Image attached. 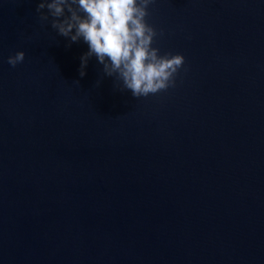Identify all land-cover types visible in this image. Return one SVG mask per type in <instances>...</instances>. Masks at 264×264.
Wrapping results in <instances>:
<instances>
[{
  "label": "water",
  "instance_id": "1",
  "mask_svg": "<svg viewBox=\"0 0 264 264\" xmlns=\"http://www.w3.org/2000/svg\"><path fill=\"white\" fill-rule=\"evenodd\" d=\"M37 3L0 0V264H264V0H155L185 62L140 98Z\"/></svg>",
  "mask_w": 264,
  "mask_h": 264
},
{
  "label": "clouds",
  "instance_id": "2",
  "mask_svg": "<svg viewBox=\"0 0 264 264\" xmlns=\"http://www.w3.org/2000/svg\"><path fill=\"white\" fill-rule=\"evenodd\" d=\"M154 3L155 0H38L35 11L42 26L50 22L58 35L70 38V43L81 39L87 43L88 51L81 56V76L85 75L89 58L95 56L105 75L114 76L122 83L121 89L131 90L140 98L174 87L185 62L182 54H161L153 46L156 38L163 35L162 29L157 31L146 19ZM24 60L25 52L20 50L9 55L7 63L15 68Z\"/></svg>",
  "mask_w": 264,
  "mask_h": 264
}]
</instances>
